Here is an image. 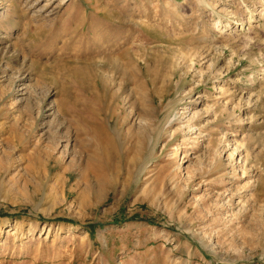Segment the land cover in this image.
I'll return each mask as SVG.
<instances>
[{"label": "rangeland", "instance_id": "374dc122", "mask_svg": "<svg viewBox=\"0 0 264 264\" xmlns=\"http://www.w3.org/2000/svg\"><path fill=\"white\" fill-rule=\"evenodd\" d=\"M0 264H264V0H0Z\"/></svg>", "mask_w": 264, "mask_h": 264}, {"label": "bare ground", "instance_id": "6f19581e", "mask_svg": "<svg viewBox=\"0 0 264 264\" xmlns=\"http://www.w3.org/2000/svg\"><path fill=\"white\" fill-rule=\"evenodd\" d=\"M45 6V5H44ZM45 11H46V9H45ZM47 12V11H46ZM47 14V13H46ZM91 130V129H90ZM95 132V131H94ZM93 132V133H94ZM94 136H95V138H96V141H97V143H99V141H98V136L96 135V134H94ZM98 145H102V143L100 144H98ZM107 148H110V146H108Z\"/></svg>", "mask_w": 264, "mask_h": 264}]
</instances>
